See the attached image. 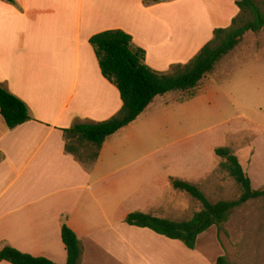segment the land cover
<instances>
[{
	"label": "crops",
	"instance_id": "1",
	"mask_svg": "<svg viewBox=\"0 0 264 264\" xmlns=\"http://www.w3.org/2000/svg\"><path fill=\"white\" fill-rule=\"evenodd\" d=\"M239 13L235 0H0V84L32 117L9 130L0 112V250L67 264V226L81 243V264H188L182 242L125 221L136 212L174 220L185 209L180 199L189 208L191 198L171 180L201 186L217 172L222 135L179 136L197 118L225 115L221 72L191 92L156 97L105 141L90 171L66 152L64 131L107 121L123 107L94 36L127 33L146 64L166 73L193 60Z\"/></svg>",
	"mask_w": 264,
	"mask_h": 264
},
{
	"label": "trees",
	"instance_id": "2",
	"mask_svg": "<svg viewBox=\"0 0 264 264\" xmlns=\"http://www.w3.org/2000/svg\"><path fill=\"white\" fill-rule=\"evenodd\" d=\"M147 4L166 0H144ZM239 15L227 29H217L214 38L186 65H175L169 72H157L145 62L146 53L133 44L132 37L120 30L100 33L91 39L104 77L119 90L123 107L104 122H79L65 130V150L90 171L99 159L105 141L133 123L158 96L170 92H191L217 64L240 45L248 32L264 31V12L256 0H235ZM0 112L9 130L31 121L27 105L0 84ZM220 159L217 171L227 172L240 188L235 200L212 202L205 192L189 182L172 179L175 190L183 192L201 205L187 221L159 218L136 212L126 218L129 226L150 229L171 240L182 242L194 250L199 237L212 227L223 230L235 210L246 203L264 198V189H255L239 157L228 147H218ZM62 240L67 250V264H81L82 248L77 235L67 226L62 228ZM0 261L11 264H56L46 258L23 254L11 247L0 250ZM214 264H231L226 256Z\"/></svg>",
	"mask_w": 264,
	"mask_h": 264
},
{
	"label": "rangeland",
	"instance_id": "3",
	"mask_svg": "<svg viewBox=\"0 0 264 264\" xmlns=\"http://www.w3.org/2000/svg\"><path fill=\"white\" fill-rule=\"evenodd\" d=\"M256 2L264 12V0ZM233 54L236 58H231ZM215 70L221 72L216 82L220 81L219 107L226 109L225 115L221 112L211 122L197 118L194 128L190 125L189 131L182 130L179 138L195 134L202 141L208 134L222 135L217 140L222 145L219 147H229L239 157L253 187L264 189V31L248 32ZM217 104L213 102L212 106ZM199 188L212 202L240 196V188L225 171L213 173ZM180 200L185 209L174 220L187 221L201 209L192 198L189 208L185 199ZM222 228L218 232L212 227L194 250L187 249L188 264H214L222 256L231 264H264V198L235 210Z\"/></svg>",
	"mask_w": 264,
	"mask_h": 264
}]
</instances>
